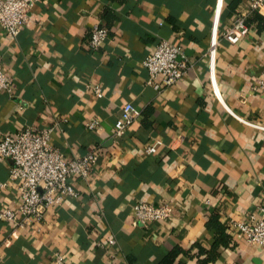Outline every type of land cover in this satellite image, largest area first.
<instances>
[{
    "label": "crops",
    "instance_id": "crops-1",
    "mask_svg": "<svg viewBox=\"0 0 264 264\" xmlns=\"http://www.w3.org/2000/svg\"><path fill=\"white\" fill-rule=\"evenodd\" d=\"M249 4L36 0L14 37L0 25V61L13 81V96L0 91V135L52 128L50 141L67 158L98 151L87 177L70 179L76 194L42 219L25 228L0 221V264H56L57 250L66 264H158L177 245L171 264H202L197 245L209 248L215 237L206 225L211 210L231 241L209 264H264L261 247L230 226L264 216V95L254 89L264 69V19H253ZM241 12L249 31L235 43L220 38L210 61L211 40ZM258 13L264 17V5ZM96 22L110 37L92 51ZM161 38L180 44L189 64L178 82L157 90L142 61ZM127 102L139 116L116 135ZM93 119L97 126L87 128ZM10 165L0 159V206L15 208ZM138 200L169 203L173 215L136 223Z\"/></svg>",
    "mask_w": 264,
    "mask_h": 264
},
{
    "label": "built area",
    "instance_id": "built-area-1",
    "mask_svg": "<svg viewBox=\"0 0 264 264\" xmlns=\"http://www.w3.org/2000/svg\"><path fill=\"white\" fill-rule=\"evenodd\" d=\"M36 0H0V25L14 37L19 27L27 23L29 10ZM264 0H250V11H259ZM245 12L238 13L231 23L224 28L221 35L212 39L207 55L211 61L220 38L230 43L237 42L250 28ZM110 37L109 28L96 22L92 25L88 46L97 51ZM142 64L148 71L147 82L155 89L174 85L186 73L189 59L184 54L180 44L160 39L154 50L147 54ZM12 78L4 70L0 61V91H6L13 96ZM94 95L100 98L104 95L99 85L92 86ZM254 89L264 95V69L256 79ZM20 107H23L20 104ZM139 116V111L131 102L121 109L120 116L115 120L114 133L121 135ZM98 119H93L87 128L94 129ZM52 128H37L25 126L14 133L0 135V159L11 160L8 179L18 185L20 198L15 208L0 206V221L15 223L17 227L25 228L33 220H40L44 212L57 203L65 195H75L76 191L70 183L73 176L87 177L92 165L97 161L96 149L82 157L67 158L63 151L54 146L51 139ZM153 150L148 146L147 151ZM6 182L0 183V188ZM134 222L144 224L153 220H166L173 215V206L169 203L155 205L151 202L138 200L132 204ZM230 226L239 230L247 242L259 245L264 252V216L251 215L250 221L233 220ZM115 239L110 238V245ZM98 244H101L98 242ZM56 264H66L62 251H54Z\"/></svg>",
    "mask_w": 264,
    "mask_h": 264
},
{
    "label": "trees",
    "instance_id": "trees-1",
    "mask_svg": "<svg viewBox=\"0 0 264 264\" xmlns=\"http://www.w3.org/2000/svg\"><path fill=\"white\" fill-rule=\"evenodd\" d=\"M253 19L262 20L264 17L258 13V11H254ZM249 22L250 19L247 18ZM206 225L210 228H213L215 231L214 242L209 248H206L202 245H197L198 252L197 257L200 263L209 264V262L215 261L219 256L218 248L220 246H227L230 244V235H228L227 227L220 220L219 213L215 210H211L207 216ZM182 250L181 246H175L172 251H170L166 256H164L158 264H171L177 254Z\"/></svg>",
    "mask_w": 264,
    "mask_h": 264
}]
</instances>
